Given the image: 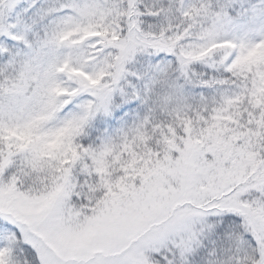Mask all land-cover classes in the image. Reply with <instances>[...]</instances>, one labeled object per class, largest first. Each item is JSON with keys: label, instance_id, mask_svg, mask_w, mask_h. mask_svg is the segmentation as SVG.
<instances>
[{"label": "snow or ice", "instance_id": "snow-or-ice-1", "mask_svg": "<svg viewBox=\"0 0 264 264\" xmlns=\"http://www.w3.org/2000/svg\"><path fill=\"white\" fill-rule=\"evenodd\" d=\"M0 264H264V0H0Z\"/></svg>", "mask_w": 264, "mask_h": 264}]
</instances>
